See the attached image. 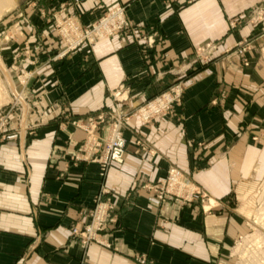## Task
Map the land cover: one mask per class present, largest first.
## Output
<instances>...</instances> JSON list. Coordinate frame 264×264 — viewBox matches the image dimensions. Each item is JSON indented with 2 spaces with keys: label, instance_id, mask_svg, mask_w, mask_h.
<instances>
[{
  "label": "crops",
  "instance_id": "0c3cea01",
  "mask_svg": "<svg viewBox=\"0 0 264 264\" xmlns=\"http://www.w3.org/2000/svg\"><path fill=\"white\" fill-rule=\"evenodd\" d=\"M262 1L51 0L85 26L125 6L133 27L62 59L45 16L26 11L24 33L0 48V110L16 95L27 112L0 142V264H234L249 232L239 199L264 173V21L248 19ZM209 43V62H195ZM178 84L167 113L126 119L120 164L104 170L100 150L83 147L105 131L72 122L130 114ZM170 169L207 199L156 200L143 185ZM97 198L111 203V219L87 243Z\"/></svg>",
  "mask_w": 264,
  "mask_h": 264
},
{
  "label": "rangeland",
  "instance_id": "374dc122",
  "mask_svg": "<svg viewBox=\"0 0 264 264\" xmlns=\"http://www.w3.org/2000/svg\"><path fill=\"white\" fill-rule=\"evenodd\" d=\"M262 2L259 4V6L252 9L251 11L259 8ZM28 9L29 11L31 10L34 13L38 12L39 14H43L46 18L48 25L52 28L54 38L56 39V43L60 48V52L55 57V59H62L69 53L76 51L82 46L92 47L96 42L100 40L110 39L116 36L118 33L132 32L133 30L132 24L129 22V20L126 17L125 6H116L111 9H108L105 12H103L98 18H96V20H94L91 24L85 26L81 23V21H79L75 17L68 15L66 11L67 3L61 2L60 4H57V9L56 8L54 9L52 7L51 0H16L15 3L12 5V7L9 8L8 11H5L0 16V48H2L4 43L6 42L18 40L21 34L24 33V30H22L21 28L22 25L24 26L28 23V19L26 18V11ZM120 13H122L123 17L125 18V22L127 23V28L118 33L117 32L114 33L112 32V30H114L115 22H117L116 20H118ZM263 21H264V16L256 24H260ZM263 31H264V27H263ZM149 42L150 41L147 40V44H149ZM244 42L245 41L237 44V48L239 49L238 50L239 54H242L246 50L245 49L246 44ZM248 43L249 42H247V44ZM206 45H211V44L210 43L205 44L195 49L194 51L196 58L195 62L196 61L204 62V63L209 62L212 56L211 52H208L205 56L198 58V55L200 54L199 50L201 48H205ZM180 71L181 69H177L174 71V73L179 74ZM9 85L11 84L9 83ZM180 87L181 86L178 84L175 87H173L171 90H169V92H167L166 94L163 93L151 100L143 101V102L140 101L136 103V105L132 107L133 108L131 110L132 113L130 112V114L127 115L122 114V116L120 117L122 124H125L126 119L132 114L140 118L139 115L135 113L136 108L148 102L157 100V98L160 97L162 98L165 96H169V99L167 98L168 100L163 99L165 103L160 99V102H163V104H165L167 108L153 115L152 118L167 113V111L172 106V104L177 102V99L180 96ZM118 93L120 95L117 96ZM120 97H122V95L120 91L119 92L117 91L115 93V98H120ZM12 98H13V103L11 104V108L8 109L2 108L0 110V123H6L5 128H7L9 124L17 125L21 121V118L22 119L25 118L26 116L25 113H27L25 109L26 106L24 105V108L22 107L23 100H21L16 95L13 96ZM12 114H15L16 116H14L10 120V116ZM114 115H117V113H114ZM107 118H109V116H107ZM108 120L105 118L103 122H99L95 118L88 121L89 123L88 126H84L83 123L79 124V121L72 122L78 128L83 127L84 129L87 128L89 131L92 130L95 131V129L99 127L100 129H104L105 131L104 138H102V136H96L94 133L88 136L83 144V147H85V149L87 142L88 143L94 142V143H98L99 146H94L93 148H91V150L99 149L101 152V148L103 147V141H106L112 132V123L108 122ZM6 133L7 131L5 132V129H2L0 131V137L5 136ZM257 140L258 138L255 137L252 138L253 142H256ZM95 160L99 163V157L96 158ZM106 169L107 168H104V170ZM251 181H252V188L250 189L249 193L244 196H240L239 199V202L243 203V207L245 208V216L247 217L249 222V232L245 237H243L241 240L237 242L235 248L232 251V258L234 264H264V249H263L264 247V173H261L260 177L254 178ZM165 183H167V185L169 183L168 176L161 184H165ZM180 183L185 187L182 192V195L184 197H188L191 201L197 195L199 196L200 200L207 199V196L198 192L195 189V187L189 182V180L181 179ZM161 184H159L158 186L145 184L143 185V187L148 191H151L154 195V198L156 200H159L158 199L159 193L160 192L162 193L163 191V190L160 191V188L162 187ZM95 206H97L98 209L99 207L104 209L106 206L108 207L111 206V203L99 198V201L98 200L95 201L94 207ZM111 211L112 209H110V211L109 209H107L105 212V216L103 215L107 222H109L111 219ZM98 215H100L98 211L92 212V210L88 215L89 222L84 226L83 229V230H87L85 235L83 234L86 240L85 242L87 243L91 241L88 240L89 235L94 234V237L96 239V234L99 232L96 230L97 224L95 220L98 217ZM88 230H90V232ZM252 237L254 239H252ZM139 257H144V256H139ZM136 261H137L136 263L139 264L137 258Z\"/></svg>",
  "mask_w": 264,
  "mask_h": 264
},
{
  "label": "built area",
  "instance_id": "2783aa9c",
  "mask_svg": "<svg viewBox=\"0 0 264 264\" xmlns=\"http://www.w3.org/2000/svg\"><path fill=\"white\" fill-rule=\"evenodd\" d=\"M264 16V0L261 4V6L253 11H251L248 15V19L253 23L256 24L257 22H259V20L261 18H263ZM117 22H115V27L114 30H112V32H120L124 29L127 28V23L125 22V18L123 17L122 13L119 14V18L118 20H116ZM242 21L238 20L235 22H231L230 23V27L231 29L236 28L237 25H239ZM246 45L247 42H244ZM214 46L213 45H206L205 48H201L199 50L200 54L198 55V58H201L202 56H205L208 52H211L214 50ZM120 95L119 93L117 94V96ZM169 99V96H165V97H160L157 98V100L148 102L144 105H141L140 107L136 108L135 113L139 115L140 119L147 122L149 121L153 115L159 113L161 110L166 109L167 107L165 106V104H163V102L165 103L164 100ZM160 99L163 102H160ZM164 99V100H163ZM167 99V100H168ZM109 118H106L108 120V122L112 123V132L111 135L109 136V138H107L106 141H103V147L101 148V152H100V156H99V163L101 164V167L104 168H108L113 164H120L123 161V157L125 155V142L122 138V134H121V118L119 116V114L114 115V113H111L108 115ZM105 119V116L103 115H99L97 117V121L99 122H103ZM6 126V123H0V131L2 129H4ZM4 139V136L0 137V142L1 140ZM94 146H99L98 143H86V148L87 149H91ZM89 147V148H88ZM183 179V176L180 174V172H178L177 170L174 169H170L168 171V180L169 183L167 185V183L165 184H161L162 187L160 188V191H162V193H159L158 199L162 200L165 198H183L185 202H191V200L188 197H184L182 195V192L184 190V186L180 183V180ZM163 183V182H162ZM165 189V190H164ZM97 200L99 201V198H97ZM112 209L111 206H106L104 209L100 208L98 209L97 206H95L92 209V212H96L98 211V213H100V215H98V217L95 219L96 220V224H97V231H101L103 229V227L107 224V221L105 220L104 216H105V212L106 210ZM104 215V216H103ZM90 232V230H88ZM87 232V230H83V234L85 235V233ZM73 233H75L73 231ZM88 235V234H86ZM88 240L90 241H96L94 234L89 235L88 236ZM87 240V241H88ZM139 264H149L147 262V259L144 257H139L137 258Z\"/></svg>",
  "mask_w": 264,
  "mask_h": 264
},
{
  "label": "bare ground",
  "instance_id": "6f19581e",
  "mask_svg": "<svg viewBox=\"0 0 264 264\" xmlns=\"http://www.w3.org/2000/svg\"><path fill=\"white\" fill-rule=\"evenodd\" d=\"M16 0H0V16L5 12L8 11L9 8L15 3ZM1 64V63H0ZM4 74V73H3ZM9 77V76H8ZM4 83V82H3ZM5 85V84H4ZM252 239H254L252 237ZM251 239V241H252ZM250 241V242H251ZM262 241V240H261ZM255 243V242H254ZM264 249V247H263ZM263 252V251H262ZM263 256V255H262Z\"/></svg>",
  "mask_w": 264,
  "mask_h": 264
}]
</instances>
